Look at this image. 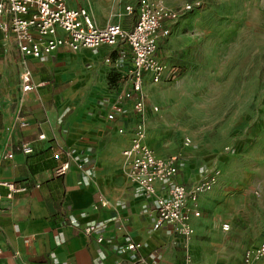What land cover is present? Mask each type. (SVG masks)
<instances>
[{
    "label": "crops",
    "instance_id": "obj_1",
    "mask_svg": "<svg viewBox=\"0 0 264 264\" xmlns=\"http://www.w3.org/2000/svg\"><path fill=\"white\" fill-rule=\"evenodd\" d=\"M111 1L115 2L90 0L94 24L118 23L124 29L131 28L135 12L113 19L108 12H116L117 6ZM153 1L171 5L169 0ZM135 3L132 0L127 5L134 8ZM66 4L78 7L72 0ZM174 21L168 25V35L157 42L156 56L166 71L156 83L144 75L142 90L173 79L177 73L176 68H169L175 49L171 35L182 22ZM1 31L0 180L23 185L25 191L0 200V264H183L184 256L191 264H242L244 250L264 239V167L237 170L233 178L222 167L231 152L240 151L251 139L252 128L260 130L256 144L264 157V103L258 112L238 105L234 109L237 113L232 118L228 115V137L220 144L222 150L202 154V148L182 146L183 138L171 144L163 139L153 125L157 107L145 98L144 142L159 157L180 153L184 163L175 181L193 184L212 172L216 160L221 170L208 191L200 193L194 203L187 200L198 214L189 215L192 234L181 237L168 223L152 228V198L144 197L126 175L121 150L137 120L130 102H123V114L111 120L105 117L117 90L128 87L124 80L130 66L128 47L124 43L75 51L59 47L42 58L27 57L31 81L42 84L22 92L18 52L9 32L10 38L2 47ZM120 54L123 56L118 59ZM109 75L116 77L115 84L109 85ZM257 76L253 74L248 84L252 95L257 94ZM241 84L235 86L237 94L242 92ZM17 110L26 122L23 127L13 119ZM117 128L123 131L118 133ZM39 134L43 138H38ZM20 143L28 144L31 152L22 153ZM64 149L82 158V170L70 164L63 175L53 173L64 159L60 152ZM7 153L11 157H5ZM199 165L205 167L201 176ZM87 224L97 227L102 241L82 232ZM119 224L121 229H117ZM223 224L226 229L221 228ZM128 241L137 246L121 251ZM252 264H264V258Z\"/></svg>",
    "mask_w": 264,
    "mask_h": 264
},
{
    "label": "built area",
    "instance_id": "obj_2",
    "mask_svg": "<svg viewBox=\"0 0 264 264\" xmlns=\"http://www.w3.org/2000/svg\"><path fill=\"white\" fill-rule=\"evenodd\" d=\"M192 5L184 3L171 10L153 0H136L134 8L129 5L124 7L126 13L135 12L131 28L124 29L118 23L96 26L84 7H70L66 0H0V28L10 33L18 52V76L22 92L42 84L31 81V73L26 66L27 57L42 58L59 47L69 51L79 48L95 49L99 45L113 46L117 43H124L128 47L130 66L124 79L128 87L117 90L105 117L111 120L114 116L123 114V102H130L137 120L131 129L127 146L121 150L126 175L144 197L152 198V228L168 223L181 237L192 234L189 215L198 214L188 206L187 200L194 203L200 193L208 191L215 183L216 174L208 172L189 186L174 180L184 162L180 153L159 157L144 142L146 104L142 82L144 75H148L152 83L163 77L166 67L156 56L158 39L167 36L168 25L180 14L191 9ZM122 56L120 54L118 59ZM105 60L108 61V58ZM151 109L155 111L156 107L152 106ZM13 119L20 127L26 125L18 110ZM122 131L117 128L118 133ZM37 137L43 138V135L39 134ZM189 144L190 140L184 137L182 146L187 147ZM19 149L25 154L31 152V147L26 143H20ZM60 152L64 159L53 169L55 175H63L70 164L82 170V158L74 157L67 149ZM5 157H11V154L7 153ZM57 157L58 154L55 155ZM23 191V185L0 180V200L11 198ZM121 228L119 224L117 229ZM221 228L226 229L227 225L223 224ZM82 232L93 235L96 242L102 241V234L94 224L83 226ZM136 246V243L128 241L120 250H131ZM261 258H264V239L246 248L241 262L252 264ZM183 264H191L188 256H184Z\"/></svg>",
    "mask_w": 264,
    "mask_h": 264
},
{
    "label": "rangeland",
    "instance_id": "obj_3",
    "mask_svg": "<svg viewBox=\"0 0 264 264\" xmlns=\"http://www.w3.org/2000/svg\"><path fill=\"white\" fill-rule=\"evenodd\" d=\"M131 1H111L117 11L108 14L113 19L122 17L126 14L125 5ZM169 1L171 5L164 6L171 10L184 3L193 5L180 14V28L171 35L175 49L169 57V68L177 69L174 78L143 88L147 103L157 107L153 125L169 144L188 137L194 149H203L202 154L219 153L220 144L228 137L225 135L228 115L232 118L238 105L258 112L264 103V0ZM72 3L83 6L90 15V0ZM1 32L3 47L10 35ZM253 74L258 75L256 95L250 93L251 85L248 86ZM240 83L242 92L237 94L235 86ZM169 89L168 95L161 94ZM255 129L258 128H252L255 133L240 151L231 152L223 160L222 167L229 177L233 178L237 170L264 167V157L256 144L260 130ZM216 162L211 171L215 172L217 182L221 170ZM204 171V165L197 167L199 176Z\"/></svg>",
    "mask_w": 264,
    "mask_h": 264
},
{
    "label": "trees",
    "instance_id": "obj_4",
    "mask_svg": "<svg viewBox=\"0 0 264 264\" xmlns=\"http://www.w3.org/2000/svg\"><path fill=\"white\" fill-rule=\"evenodd\" d=\"M107 81H108L109 85H113V84H115L116 77H113V76L109 75L108 78H107ZM215 180H216V178H215ZM212 186H213V185H212ZM188 221H189V220H188ZM191 228H192V227H191Z\"/></svg>",
    "mask_w": 264,
    "mask_h": 264
}]
</instances>
